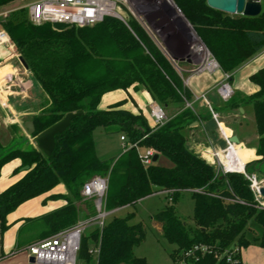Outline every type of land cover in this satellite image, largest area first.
<instances>
[{
  "label": "trees",
  "instance_id": "trees-1",
  "mask_svg": "<svg viewBox=\"0 0 264 264\" xmlns=\"http://www.w3.org/2000/svg\"><path fill=\"white\" fill-rule=\"evenodd\" d=\"M14 0H0L2 6ZM193 27L208 52L224 73L231 74L241 63L264 47V14L231 17L206 5V0H172ZM21 16H20V15ZM26 10H12L1 20L2 27L29 70L38 79L53 102V110L32 117V137L56 123L68 112L82 110L67 129L55 136L52 154L47 157L31 146L16 147L0 154V169L19 158V168L28 166L24 175L0 192V232L8 227L7 215L28 199L44 194L62 183L66 194L50 195L65 204L34 221L36 240L56 234L83 216L76 203L84 182L97 173L108 177L105 208L114 210L133 205L155 191H170L171 204L154 217L161 222L164 239L175 245L169 258L176 263L180 252L195 244L208 245L212 252L199 255L196 264H225L215 258L233 245L251 242L264 248V209H259L249 189V181L239 173H216L214 166L188 147L187 135L203 114L186 107L192 101L190 90L170 59L145 30L129 18L127 27L120 20L105 17L101 22L81 28L56 30L50 23L28 22ZM231 75L229 76V78ZM229 80V79H228ZM257 90L243 97L233 95L224 107H251L257 133L255 154L258 159L245 164L247 173L264 177V66L249 75ZM143 87L161 107L176 104L179 109L160 126H150L145 116L120 108L124 100L98 109L103 94L130 86ZM208 119L212 118L207 110ZM116 126L127 143L134 146L108 159L95 153L93 131L97 127ZM20 138V136L18 137ZM152 148L167 156L171 168L155 162L144 166L137 147ZM189 190L193 199L192 224L175 211L180 192ZM237 197L243 203L228 202ZM86 215H84L85 217ZM134 213L106 219L102 229L93 228L82 237L78 258L89 264L93 259L87 239L96 250V264H147L134 255L133 248L144 238L140 222L130 223ZM253 221L261 227L252 239L245 227ZM35 242V241H34ZM33 242V243H34ZM241 261V259H240ZM82 264V263H78Z\"/></svg>",
  "mask_w": 264,
  "mask_h": 264
},
{
  "label": "crops",
  "instance_id": "crops-1",
  "mask_svg": "<svg viewBox=\"0 0 264 264\" xmlns=\"http://www.w3.org/2000/svg\"><path fill=\"white\" fill-rule=\"evenodd\" d=\"M15 1L2 6L0 10L8 9ZM13 8L14 7H11L9 9ZM171 49L174 50V48ZM18 58L19 54L15 48L12 49L7 46H0V130H6L8 128L12 131L11 133H13L14 128H17L22 132L18 135L22 136V139H24L22 141L24 146L37 148L36 144L32 141V136L28 134L24 124L26 121H32V117L34 116L52 111L53 102L35 75L29 70V68L25 69ZM179 62L183 61L179 60ZM180 65L181 66H178L181 67L180 76L183 79V84L190 90L192 95L205 94L208 102V104H206L204 100H199L193 104L194 112L203 114V116L199 122L191 124L194 129L190 130L187 135L188 147L190 149L194 148L193 150L196 153L201 154L205 149V146L202 142L198 143L196 141V134L204 132V136H207L208 133L210 137H220L215 128V121L213 118L208 119L207 117V110L210 112L211 109L220 115L219 111L222 109V104L220 105L219 101L222 100L218 96L217 88L224 80V76L227 73H224L218 68L213 72L194 74L191 72V69L187 68V65H190L189 61L185 65ZM262 66H264V47L241 63L233 72H231V74H228L229 76L231 75L228 81L234 97L248 96L257 90V86L250 82L249 75ZM234 76H238L239 79L236 83ZM114 93L120 95L118 96L119 99H114ZM104 99H107L106 103L103 102L105 101ZM120 100H124V104L120 108L128 110L134 114L140 112L138 111L140 110L138 106H140L139 104L141 102H144V104L148 103L149 108L151 104L156 103L143 87L132 85L126 90L117 89L103 94L98 104V109H105L110 104ZM169 107L176 110L169 114L170 116L175 114L179 109L176 104H169ZM236 111L239 112L242 121L246 119V122H248L250 126V130H254L253 127H255V122L251 107L249 105L239 106ZM141 114L146 117L142 112ZM148 115L146 119L149 125L153 126V120L150 117L149 111ZM223 125L222 128L227 134L230 133L231 136L235 135L238 138V149L240 153L242 152L246 157L245 161L242 159V163H247L258 158L255 154V147L258 138L257 133L256 136L253 135V143L251 144L249 143V136L246 135L244 129L241 128V125ZM20 138H15V135H11V138L9 139H12L11 142L2 143L3 141H1L0 154L12 149V146L15 145L14 143H20ZM220 141L224 144L222 139ZM195 148H198L199 150H195ZM20 163V159L15 158L2 165L0 169V192L24 175L26 170H24L23 167L17 169ZM241 166L242 164L240 163V167ZM57 194H66V188L62 183L56 185L53 189L44 194L23 202L7 215L6 220L8 225L10 224L9 228H11H8L7 230V232L10 233L8 236L7 234L0 235V264H31V262H29L30 256L26 254L25 250L28 245L37 241V230L35 229L36 222L34 220L48 212L60 208L66 203L65 200L61 198L50 197V195ZM40 199H44L42 202L43 206L33 208L36 203H39ZM76 205L79 210L78 203H76ZM21 207H25L24 209H28V211L25 212L24 210V212L21 213ZM118 209L120 208L114 209L113 212ZM19 213L23 215L19 216ZM13 231H16V234L13 235ZM246 248L248 247H245L244 249ZM240 259L242 264H264V248H249L244 256L240 255Z\"/></svg>",
  "mask_w": 264,
  "mask_h": 264
},
{
  "label": "built area",
  "instance_id": "built-area-1",
  "mask_svg": "<svg viewBox=\"0 0 264 264\" xmlns=\"http://www.w3.org/2000/svg\"><path fill=\"white\" fill-rule=\"evenodd\" d=\"M154 5L160 4L159 0H153ZM261 2V0H260ZM161 5V4H160ZM164 5V3H162ZM142 6L131 2V0H33L26 3L21 8L26 10V18L28 22L34 25L43 23H65L67 27L81 28L85 26H92L101 22L105 17H113L123 22L127 27L129 18H133L150 36L153 42L159 47L160 44L156 40L153 32V24L150 18H153V23L162 21V15L159 11H153L152 14L138 11ZM157 7V6H156ZM20 9V8H18ZM15 10H0V46H7L12 48L11 39L7 31L2 27L1 20L5 19L8 14ZM261 13L264 14V6L261 2ZM148 16H151L150 18ZM160 48V47H159ZM162 52L170 59L175 70L179 73L181 69L177 66L175 60L168 56L162 48ZM209 55H211L209 53ZM209 59V58H208ZM219 68L216 61L211 56L207 63H201L191 69L194 74L202 72H213ZM229 75L225 74L224 80L217 88L218 96L222 101H227L231 98L233 91L228 82ZM192 101H185L186 107H192V104L199 100H206L205 94L193 95ZM213 120L216 124V129L220 138L224 141V147L219 149L205 148L201 152V157L207 163L214 166L222 174L239 173L242 174L249 181V189L253 194L254 200L259 209H264V199L258 194V188L264 186V178L259 179L255 173H247L245 169V162L240 167V162L234 148L238 145L230 142L231 134L224 133L222 129L223 123L219 121L217 114L210 109ZM150 117L153 120L154 126H160L166 121V114L163 108L157 103H153L149 108ZM224 126V125H223ZM120 140L128 147L135 144L127 143V138L124 134L120 136ZM126 149L127 146L123 145ZM155 151L148 148L147 151L140 155L141 163L147 166L152 163V158ZM108 177L106 175H94L87 179L80 189V195L85 200H91L95 215L88 221H80L77 224L60 230L56 234L47 238L38 240L27 246L26 251L30 257L34 258L37 264H76L77 256L80 249L81 239L84 236V231L93 225L94 228L102 229L107 217L113 213L114 210H107L105 208V198L107 191ZM170 193V191H163ZM170 200V198H169ZM228 202L243 203L237 197H229ZM125 207V206H124ZM121 208V207H120ZM242 247L233 245L225 248L220 253L215 252V258H225V264H242L240 261V251ZM93 251L96 252L95 248ZM212 250L208 245L195 244L191 248L182 251L176 258V264H196L199 255L211 253Z\"/></svg>",
  "mask_w": 264,
  "mask_h": 264
},
{
  "label": "rangeland",
  "instance_id": "rangeland-1",
  "mask_svg": "<svg viewBox=\"0 0 264 264\" xmlns=\"http://www.w3.org/2000/svg\"><path fill=\"white\" fill-rule=\"evenodd\" d=\"M32 1L33 0H16L14 3H12L11 6H9V8L14 7V9H18L24 6L26 3H29ZM170 1L175 7V10H177L178 14L173 9L168 10L165 7V5H162V3H160L161 5L157 4L156 5L157 7H156L154 5L155 3L153 0H131V2L135 3L136 5L139 4L140 6H142L140 9H138V11H143L149 14H152V12L155 10L161 12L162 21H160L159 23L158 22L153 23L154 19L150 18L151 16H148V17L150 18V21L154 25L153 32H154L156 40H158L160 44L159 47L162 48L163 51H165V53L168 56H170L173 59H176L175 62L177 66L178 65L181 66L180 64L185 65L189 61L190 65H187V68L192 69L198 64L207 63V61L211 59V55H209L208 50L206 49L205 45L200 40V38L198 37V35L194 31L190 23L185 19V17L180 12V10L176 7L173 1L172 0ZM261 2H262V7H263L264 0H261ZM9 8L7 10H10ZM229 16L238 17L241 15L233 14ZM153 40L155 41L154 37H153ZM11 43H12V49L15 48V45L12 40H11ZM198 46H201L204 50L202 52H198L197 51ZM171 48H174V50H172ZM179 60H182L183 62H179ZM179 74H181L180 71H179ZM183 75L185 76L184 73ZM234 78H235V83L239 81L238 76H234ZM118 96L120 95L119 94L117 95L114 93V99L115 98L119 99ZM104 100L105 101L103 102L106 103L107 99H104ZM219 103L220 105L222 104V109L219 111L220 115H218V113L215 112L217 114L219 121H221L225 125H236V126L241 125L242 126L241 128L244 129L246 135L249 136V139H250L249 143L252 144L253 135L256 136L255 127H253L254 130H250L249 128L250 126L248 122H246V119H244L245 122L244 120L242 121V119L240 118V114L239 112L236 111V109L229 110L225 108L224 107L225 101H219ZM139 105L140 106H138V108L140 110L138 111L142 112L144 115H146V117H148L149 116L148 115V111H149L148 103L144 104V102H141ZM162 108H163L164 113L168 117L170 116L169 114L176 111V110L171 109L169 106L162 107ZM215 128H216V124H215ZM11 132L12 131L9 130L8 128L6 130H0V145H1V141H3L2 143L11 142L12 139L9 140L11 138V135H15V138L16 137L18 138L19 137L18 134H20L21 131H19L17 128H14L13 133ZM122 134L123 133L119 132L116 126L110 125L107 127H97L93 131V141H94L96 156L99 159H108L110 157H114L118 155L119 153H121L124 149L123 145H126L127 147L129 146L128 144H124L120 140V136ZM208 136H209L208 133H207V136H204V132L202 133L199 132L198 134L195 135V138L198 143L202 142L205 148L210 147L211 149H219V148L224 147V144L220 141L221 140L220 137H217V136L208 137ZM20 137H21L20 138L21 140L20 141L18 140L19 142L24 140L22 139V136ZM14 144L15 145L12 146L13 148L22 147V145L19 143H14ZM147 149L148 148L144 145H140L137 147V151L139 155H143L147 151ZM193 149L194 148H192V150ZM195 150H199V149L195 148ZM241 154H242L243 159H245L246 158L245 155H243L242 152ZM155 163L159 166L166 167V168H171L174 166L173 162L167 156L163 154H158V159L156 160ZM215 169H216L217 174L221 173L219 170H217V168ZM96 175H102V173H97ZM263 178L259 177V179H263ZM43 200L44 199H40L39 203H36L33 206V208L43 206V203H42ZM77 203H78L79 210L83 213V216L79 217L73 225L77 224L80 221H88L95 215L91 200H85L81 198L80 201ZM169 204H171V202L168 199L167 193L163 191H155L153 194L138 200L133 205L125 206L123 208L116 210L115 212H113L107 217V219H109L112 216L123 217L128 213H131V212L134 213V217L130 220V223H138V222L141 223L143 231H144V238L139 245L133 248V252L135 256L144 257L147 264H176L174 261H172L169 258V252L175 247V245L168 243L164 239L161 233V226H160L161 222L159 219L154 217V215L158 211H160L166 205H169ZM24 208L25 207H21V211H20L21 213H23L24 210L25 212L28 211V209H24ZM175 211L185 222H187L190 225L192 224L193 199L191 198V192L189 190H183L182 192H180L177 202L175 203ZM22 215L23 214L19 213V216H22ZM84 215L86 216L84 217ZM9 225L7 229H5L3 232H0V235L7 234L8 236L10 234L7 232ZM93 228L94 226L90 225L86 229V231H84V237H87L90 234V232L93 230ZM245 228H246L245 236L250 239H252V236L254 235H259L262 230L261 227L253 221H249L246 224ZM16 231H13L12 234L13 235L16 234L15 233ZM87 243L89 245L90 252L93 254L92 256L93 259L91 260L89 264H96V253L93 251L94 245L92 243V240L88 238ZM246 247L248 248L244 249L245 247H242L240 251L241 256L242 255L244 256V254L248 252L249 248H255V247L259 248V246L254 242H251ZM25 252L26 254H28L26 250ZM78 263L84 264V262L81 261L77 256V264ZM31 264H37V263H31Z\"/></svg>",
  "mask_w": 264,
  "mask_h": 264
},
{
  "label": "water",
  "instance_id": "water-1",
  "mask_svg": "<svg viewBox=\"0 0 264 264\" xmlns=\"http://www.w3.org/2000/svg\"><path fill=\"white\" fill-rule=\"evenodd\" d=\"M206 5L214 10L221 11L228 15L238 14L242 16L254 17L261 13L260 0H206ZM52 27L56 30H63L67 28L65 23H53ZM18 60L21 65L28 69V65L24 59L19 56ZM176 60V59H174ZM82 110L66 113L62 119L52 124L39 134L32 137V141L36 144L38 150H40L45 156L49 157L55 146V136L63 133L70 125L71 120L79 115H82ZM28 134L31 136L34 132V126L32 121H26L24 124ZM230 142L238 144V138L233 135L229 139ZM158 155L154 154L152 162H156ZM24 170L28 169V166L23 167ZM259 196L264 199V186L258 188ZM29 262L34 263V258L30 257Z\"/></svg>",
  "mask_w": 264,
  "mask_h": 264
},
{
  "label": "bare ground",
  "instance_id": "bare-ground-1",
  "mask_svg": "<svg viewBox=\"0 0 264 264\" xmlns=\"http://www.w3.org/2000/svg\"><path fill=\"white\" fill-rule=\"evenodd\" d=\"M161 3H164V5H165V7L168 9V10H175V7L173 6V4H172V2L170 1V0H159ZM175 12L178 14V12H177V10H175ZM204 49L201 47V46H198V49H197V51H199V52H202ZM223 129V128H222ZM224 131V130H223ZM218 133V132H217ZM224 133H226V131H224ZM227 134V133H226ZM234 152H235V154H237V157H238V159H239V162L241 163V164H243L242 162V159H243V157H242V154L240 153V151H239V149H238V146L237 147H235L234 148ZM244 161H245V159H243Z\"/></svg>",
  "mask_w": 264,
  "mask_h": 264
}]
</instances>
